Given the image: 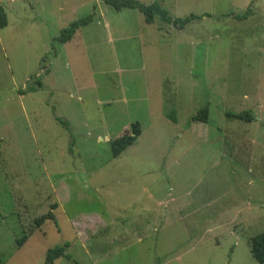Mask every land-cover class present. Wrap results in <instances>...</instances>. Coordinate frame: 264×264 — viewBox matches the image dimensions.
Here are the masks:
<instances>
[{
	"label": "rangeland",
	"instance_id": "rangeland-1",
	"mask_svg": "<svg viewBox=\"0 0 264 264\" xmlns=\"http://www.w3.org/2000/svg\"><path fill=\"white\" fill-rule=\"evenodd\" d=\"M140 1L212 17L177 29L101 0H0L6 264L42 263L66 241L72 259L54 264H264L249 245L264 231V0ZM95 4L106 26L55 40ZM207 104L208 122L192 121ZM136 121L113 157L109 141ZM53 204L57 224L34 228Z\"/></svg>",
	"mask_w": 264,
	"mask_h": 264
},
{
	"label": "trees",
	"instance_id": "trees-1",
	"mask_svg": "<svg viewBox=\"0 0 264 264\" xmlns=\"http://www.w3.org/2000/svg\"><path fill=\"white\" fill-rule=\"evenodd\" d=\"M104 4L116 9H137L141 12L144 16V20L148 24H153L155 22L156 17H159L160 21L164 24H169L174 26L177 29H184L189 23L200 20V18L204 16L212 17L211 13H204L201 15H197L191 13L184 17H174L171 15L170 11L162 6L160 1H154L151 3H145L140 0H101ZM97 4L93 6V11L85 16L76 18L69 22L68 25L61 28L59 34L55 37V40L61 44H64L74 37L77 30L82 27L89 25L94 20H100L101 15L100 12L97 10ZM250 15V8L241 14L236 15V18L243 19ZM8 25V14L6 8L3 4H0V28H4ZM42 81L40 78L36 80V86L31 85L28 87V92L36 91L38 88L42 87ZM27 91H23L24 93ZM22 93V94H24ZM209 112L210 107L209 105H205L198 109L195 115L192 116V121H199V122H208L209 120ZM239 117H247L251 118L250 114L240 113ZM174 118V117H173ZM56 119L61 122L66 129L69 130V123L66 120H63L59 117ZM141 124L139 121H136L131 124L130 132H126L123 135L112 139L109 141L110 152L113 157H118L121 155L129 146H131L140 136ZM73 145V144H72ZM56 204L51 206V209L46 214L41 215L38 217L34 222V228L41 227L46 220H52L55 224H57V218L53 210L56 208ZM35 229H31L30 233L34 232ZM28 239V233L25 234L18 240L19 245H23ZM70 242L66 241L62 245H56L52 248H49L46 251L44 261L39 264H54V262L59 258H66L71 260L72 257L68 254V248L70 247ZM250 251L253 258L259 262L264 263V231L253 236L250 241ZM0 264H6L2 254L0 253Z\"/></svg>",
	"mask_w": 264,
	"mask_h": 264
},
{
	"label": "crops",
	"instance_id": "crops-1",
	"mask_svg": "<svg viewBox=\"0 0 264 264\" xmlns=\"http://www.w3.org/2000/svg\"><path fill=\"white\" fill-rule=\"evenodd\" d=\"M100 15H101V19H100V20H98V21H100L102 25L106 26V25H105L104 18H103V16H102V14H101V13H100ZM77 31L79 32V30H77ZM78 32H76V34H77ZM68 42H69V41H68ZM66 43H67V42H66ZM64 44H65V43H64Z\"/></svg>",
	"mask_w": 264,
	"mask_h": 264
}]
</instances>
